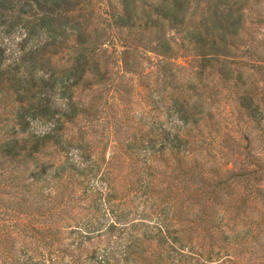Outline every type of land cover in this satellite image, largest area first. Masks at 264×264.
I'll use <instances>...</instances> for the list:
<instances>
[{
	"label": "trees",
	"instance_id": "obj_1",
	"mask_svg": "<svg viewBox=\"0 0 264 264\" xmlns=\"http://www.w3.org/2000/svg\"><path fill=\"white\" fill-rule=\"evenodd\" d=\"M0 264H264V0H0Z\"/></svg>",
	"mask_w": 264,
	"mask_h": 264
},
{
	"label": "rangeland",
	"instance_id": "obj_2",
	"mask_svg": "<svg viewBox=\"0 0 264 264\" xmlns=\"http://www.w3.org/2000/svg\"><path fill=\"white\" fill-rule=\"evenodd\" d=\"M180 62H182L183 60H179ZM135 107L136 108H143L144 107V105L142 104V103H135Z\"/></svg>",
	"mask_w": 264,
	"mask_h": 264
}]
</instances>
